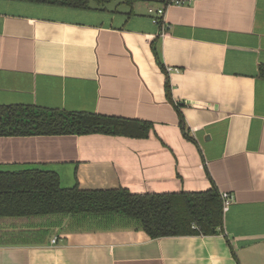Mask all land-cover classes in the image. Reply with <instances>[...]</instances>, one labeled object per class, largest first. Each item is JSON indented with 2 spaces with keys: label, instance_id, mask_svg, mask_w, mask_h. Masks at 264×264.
I'll return each instance as SVG.
<instances>
[{
  "label": "crops",
  "instance_id": "obj_1",
  "mask_svg": "<svg viewBox=\"0 0 264 264\" xmlns=\"http://www.w3.org/2000/svg\"><path fill=\"white\" fill-rule=\"evenodd\" d=\"M165 1L77 9L0 0V105L152 124L146 137L0 136V170H52L83 190L216 188L233 199L222 232L151 238L136 222L6 218L0 264H264V0L171 4L163 26L150 8Z\"/></svg>",
  "mask_w": 264,
  "mask_h": 264
},
{
  "label": "trees",
  "instance_id": "obj_2",
  "mask_svg": "<svg viewBox=\"0 0 264 264\" xmlns=\"http://www.w3.org/2000/svg\"><path fill=\"white\" fill-rule=\"evenodd\" d=\"M88 9L113 0H19ZM132 4L136 0H120ZM172 0H166V4ZM162 24V18L159 21ZM156 59L169 76L153 46ZM264 76V66L260 68ZM170 100L171 84L166 80ZM179 104L178 110L184 118ZM151 122L97 113L64 111L33 105H0V136L68 135L103 133L146 137ZM186 135L189 136L188 133ZM79 219L82 226L114 228L118 222H136L151 238L182 235H216L224 227V211L218 189L200 193H132L128 189L83 190L77 184L62 186L52 170L28 168L0 170V220L38 216Z\"/></svg>",
  "mask_w": 264,
  "mask_h": 264
},
{
  "label": "built area",
  "instance_id": "obj_3",
  "mask_svg": "<svg viewBox=\"0 0 264 264\" xmlns=\"http://www.w3.org/2000/svg\"><path fill=\"white\" fill-rule=\"evenodd\" d=\"M192 0H172L171 2L167 3L165 6H162L160 8L157 9H152L150 8V12L154 13V21L159 24V21L161 18L164 17L165 14V10L166 7L171 5V4H177V5H181L184 4L186 2H190ZM162 25L164 26V21L162 19ZM221 198H222V202H223V209L226 210L229 208L230 204L232 203V196L230 195V193L228 192H223L221 193ZM57 242V238L53 239V243Z\"/></svg>",
  "mask_w": 264,
  "mask_h": 264
},
{
  "label": "rangeland",
  "instance_id": "obj_4",
  "mask_svg": "<svg viewBox=\"0 0 264 264\" xmlns=\"http://www.w3.org/2000/svg\"><path fill=\"white\" fill-rule=\"evenodd\" d=\"M115 1H119V0H115ZM113 2V1H112Z\"/></svg>",
  "mask_w": 264,
  "mask_h": 264
}]
</instances>
